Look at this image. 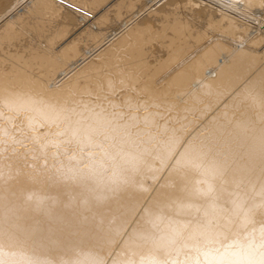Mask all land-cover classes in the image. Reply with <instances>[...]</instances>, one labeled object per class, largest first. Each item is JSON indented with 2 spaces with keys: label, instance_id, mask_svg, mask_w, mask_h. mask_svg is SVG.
<instances>
[{
  "label": "bare ground",
  "instance_id": "bare-ground-1",
  "mask_svg": "<svg viewBox=\"0 0 264 264\" xmlns=\"http://www.w3.org/2000/svg\"><path fill=\"white\" fill-rule=\"evenodd\" d=\"M86 1L0 0V264H264V0Z\"/></svg>",
  "mask_w": 264,
  "mask_h": 264
},
{
  "label": "rangeland",
  "instance_id": "rangeland-1",
  "mask_svg": "<svg viewBox=\"0 0 264 264\" xmlns=\"http://www.w3.org/2000/svg\"><path fill=\"white\" fill-rule=\"evenodd\" d=\"M54 1H56L57 2V6H61V5H63L64 6V9H62V12L63 13H69V14H71L72 15V17H73V20H71V22H66V24L68 23V24H73L72 26L73 27H75L74 29L75 30H72L73 29V27H69L70 25H66L65 23H64V25L62 24V26L63 27H66V29H69L68 31H70L71 32V34H72V31H74L73 33H75V34H69V36L71 35V36H73V37H71V38H73L72 40H78V39H81L83 42L85 41L86 43H92V41H91V39L89 40V38L87 37V35L85 34V35H83V33H84V31H82L81 29H85V27L84 26H82L83 28H81V29H76V28H79V27H81L80 25H82V24H79L80 22L79 21H92L90 18L89 19H87V15L88 14H90L89 13V11H88V6H89V8L90 9H93L92 11H94V8H95V6H94V4H92V2L91 1H89L90 2V4H92V5H90L89 4V2L88 1H86V6H85V2H84V4L82 5L81 3H83V1L84 0H54ZM71 3V4H70ZM69 5V6H68ZM90 6H92V7H90ZM94 6V7H93ZM68 7V8H67ZM78 7V8H77ZM82 7V8H81ZM87 7V8H86ZM79 8H80V10H79ZM85 11V14H86V12H88L86 15L84 14V12L82 11ZM89 9V10H90ZM113 9V8H112ZM79 11V12H78ZM83 12V13H81V12ZM91 11V10H90ZM91 11V12H92ZM111 11H113V10H111ZM74 12V13H73ZM110 12V11H109ZM262 12V11H261ZM113 12H111V14H112ZM81 14V15H80ZM82 14L84 15V16H82ZM110 14V13H109ZM86 17V18H85ZM57 19V18H56ZM55 19V20H56ZM80 19V20H79ZM85 19V20H84ZM56 21H58V22H60V21H62V20H60V19H57ZM63 21H70V20H68V19H66V20H63ZM75 21V22H74ZM77 21H78V23H77ZM93 21H95V20H93ZM78 24H79V26H78ZM90 24V23H89ZM95 24V23H94ZM113 24H114V22H113ZM66 25V26H65ZM76 25V26H75ZM91 25V24H90ZM54 26H57V27H59V28H61L62 26L61 25H59V23L58 24H56V25H54ZM92 26H94L93 24H92ZM57 27H56V29H57ZM71 29V30H70ZM54 31H55V28H54ZM53 31V32H54ZM52 32V31H51ZM86 36V37H85ZM81 37V38H80ZM80 40V41H81ZM24 45H23V47H22V49H24V52H25V47L24 46H28L30 43L29 42H25V43H23ZM19 49H21V47L19 48ZM23 50H21V52H22ZM190 118H191V121L190 122H184V124L182 125V128L184 129V133L186 134V136H189V135H198V134H200V133H203L202 132V129H201V126H203L202 124L205 122V120H203V119H205V118H201L198 114H193V115H190ZM202 120H203V122H202ZM202 123V124H201ZM201 124V125H200ZM53 151H54V149H52ZM51 150V151H52ZM3 159H4V156H3V154H2V156H1ZM0 169H1V165H0ZM113 258H114V253H110V254H108V255H106V257L104 258V260H102L99 264H110L111 263V261L113 260ZM166 262H170L169 260H167Z\"/></svg>",
  "mask_w": 264,
  "mask_h": 264
}]
</instances>
